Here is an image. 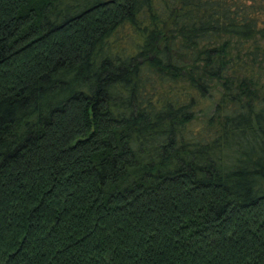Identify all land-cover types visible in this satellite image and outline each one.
Instances as JSON below:
<instances>
[{
  "label": "trees",
  "instance_id": "trees-1",
  "mask_svg": "<svg viewBox=\"0 0 264 264\" xmlns=\"http://www.w3.org/2000/svg\"><path fill=\"white\" fill-rule=\"evenodd\" d=\"M0 264H264V0H0Z\"/></svg>",
  "mask_w": 264,
  "mask_h": 264
},
{
  "label": "rangeland",
  "instance_id": "rangeland-1",
  "mask_svg": "<svg viewBox=\"0 0 264 264\" xmlns=\"http://www.w3.org/2000/svg\"><path fill=\"white\" fill-rule=\"evenodd\" d=\"M207 105H208V102H204V103H203V108L208 107ZM203 112H204V111H203ZM205 119H206V118H205V117L203 118L202 113H199V115H198V121H197L198 123H197V125H199V124L201 123V120H205Z\"/></svg>",
  "mask_w": 264,
  "mask_h": 264
}]
</instances>
